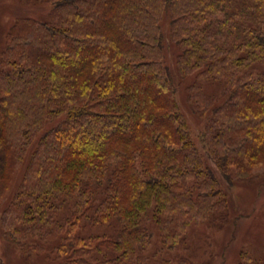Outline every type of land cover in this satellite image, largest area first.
<instances>
[{
  "label": "trees",
  "instance_id": "trees-1",
  "mask_svg": "<svg viewBox=\"0 0 264 264\" xmlns=\"http://www.w3.org/2000/svg\"><path fill=\"white\" fill-rule=\"evenodd\" d=\"M24 1L49 11L19 18L0 53L7 241L52 244L58 264H151L149 222L163 249L226 223L217 172L264 178V0Z\"/></svg>",
  "mask_w": 264,
  "mask_h": 264
},
{
  "label": "rangeland",
  "instance_id": "rangeland-1",
  "mask_svg": "<svg viewBox=\"0 0 264 264\" xmlns=\"http://www.w3.org/2000/svg\"><path fill=\"white\" fill-rule=\"evenodd\" d=\"M49 6L30 5L24 0H0V53L5 47L6 37L13 24L21 17L47 19ZM178 50L167 48L166 60L174 69ZM263 69L264 64L257 65ZM192 81V80H188ZM179 94V101L194 138L199 142V134L205 121L193 114L188 103L187 92ZM214 87L208 88L212 92ZM201 150L202 146L200 145ZM222 187L229 200V219L223 225L199 224L189 230L188 241L175 249H163L160 232L153 222H149L152 245L145 253L151 264H264V178L253 181H236L229 185L219 172ZM9 200L0 203V264H58L50 256L52 244L46 251L30 255L14 243L8 242L2 223L3 211ZM117 225L83 229L86 234H115ZM168 261V262H167Z\"/></svg>",
  "mask_w": 264,
  "mask_h": 264
}]
</instances>
